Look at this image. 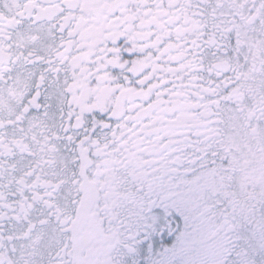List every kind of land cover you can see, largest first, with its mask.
Listing matches in <instances>:
<instances>
[{
	"label": "snow or ice",
	"instance_id": "obj_1",
	"mask_svg": "<svg viewBox=\"0 0 264 264\" xmlns=\"http://www.w3.org/2000/svg\"><path fill=\"white\" fill-rule=\"evenodd\" d=\"M0 264H264V0H0Z\"/></svg>",
	"mask_w": 264,
	"mask_h": 264
}]
</instances>
